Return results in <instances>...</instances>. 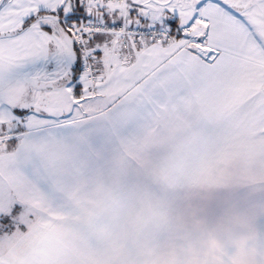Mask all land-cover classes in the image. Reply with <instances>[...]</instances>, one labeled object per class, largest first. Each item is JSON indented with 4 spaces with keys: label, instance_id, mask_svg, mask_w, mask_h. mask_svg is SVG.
I'll list each match as a JSON object with an SVG mask.
<instances>
[{
    "label": "snow or ice",
    "instance_id": "6c2138e0",
    "mask_svg": "<svg viewBox=\"0 0 264 264\" xmlns=\"http://www.w3.org/2000/svg\"><path fill=\"white\" fill-rule=\"evenodd\" d=\"M0 264H264V0H0Z\"/></svg>",
    "mask_w": 264,
    "mask_h": 264
}]
</instances>
